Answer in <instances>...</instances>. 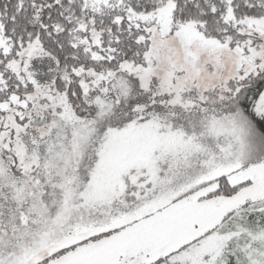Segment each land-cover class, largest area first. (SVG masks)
I'll list each match as a JSON object with an SVG mask.
<instances>
[{
	"label": "snow or ice",
	"instance_id": "obj_1",
	"mask_svg": "<svg viewBox=\"0 0 264 264\" xmlns=\"http://www.w3.org/2000/svg\"><path fill=\"white\" fill-rule=\"evenodd\" d=\"M0 264H264V0H0Z\"/></svg>",
	"mask_w": 264,
	"mask_h": 264
}]
</instances>
